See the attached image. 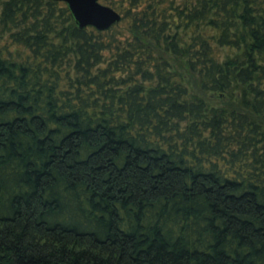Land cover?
I'll return each instance as SVG.
<instances>
[{"label": "trees", "instance_id": "obj_1", "mask_svg": "<svg viewBox=\"0 0 264 264\" xmlns=\"http://www.w3.org/2000/svg\"><path fill=\"white\" fill-rule=\"evenodd\" d=\"M0 0V264H264V0Z\"/></svg>", "mask_w": 264, "mask_h": 264}, {"label": "water", "instance_id": "obj_2", "mask_svg": "<svg viewBox=\"0 0 264 264\" xmlns=\"http://www.w3.org/2000/svg\"><path fill=\"white\" fill-rule=\"evenodd\" d=\"M63 2L68 7L78 28L92 27L98 31H105L119 22L121 16L100 0H49Z\"/></svg>", "mask_w": 264, "mask_h": 264}, {"label": "rangeland", "instance_id": "obj_3", "mask_svg": "<svg viewBox=\"0 0 264 264\" xmlns=\"http://www.w3.org/2000/svg\"><path fill=\"white\" fill-rule=\"evenodd\" d=\"M100 2V1H99ZM102 4V2H100Z\"/></svg>", "mask_w": 264, "mask_h": 264}]
</instances>
